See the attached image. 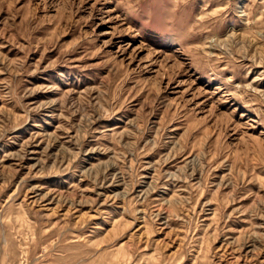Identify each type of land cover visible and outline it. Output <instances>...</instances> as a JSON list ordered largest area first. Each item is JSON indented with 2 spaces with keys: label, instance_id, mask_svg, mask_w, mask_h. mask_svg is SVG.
<instances>
[{
  "label": "rangeland",
  "instance_id": "obj_1",
  "mask_svg": "<svg viewBox=\"0 0 264 264\" xmlns=\"http://www.w3.org/2000/svg\"><path fill=\"white\" fill-rule=\"evenodd\" d=\"M0 264H264V0H0Z\"/></svg>",
  "mask_w": 264,
  "mask_h": 264
}]
</instances>
